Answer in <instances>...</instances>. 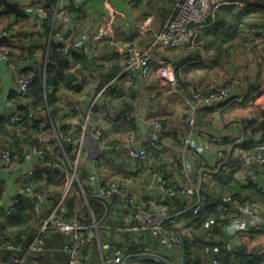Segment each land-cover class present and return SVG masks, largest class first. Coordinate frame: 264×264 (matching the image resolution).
Instances as JSON below:
<instances>
[{"label": "crops", "instance_id": "0c3cea01", "mask_svg": "<svg viewBox=\"0 0 264 264\" xmlns=\"http://www.w3.org/2000/svg\"><path fill=\"white\" fill-rule=\"evenodd\" d=\"M9 1L18 2L20 10L16 13L5 11L0 0V33H6L9 40L3 44L11 50L9 60L0 61V116L16 111L17 101L14 100L13 93L17 89V77L35 75L38 61L41 58H47L52 38L71 48L70 52H76L73 45L82 44L90 47L89 55L92 61L90 60L87 68H82L80 64L73 66V69L79 72L84 70L74 83L80 89L62 88L59 93L60 100L49 110L55 112L50 128L40 134V141L48 147H50L51 139L57 136V129H64L67 136L77 137L78 126L81 125L79 120L84 117L90 103L97 98L96 113L91 117L90 124L95 130L102 131L103 138H96L93 131L81 130L77 140V145L81 142V154L75 172L77 182L85 181L91 194L99 198V203H103V211L102 215L96 218L85 195L83 203L88 212H82V205L75 210V214L78 212L79 220L87 221V217L90 216V220H95L100 226V234L93 248L82 251L81 264H102V254L104 257L108 256L103 247L106 244L111 246V243L122 249L125 259L123 264H139L140 256L166 261L168 252L148 234L134 235L130 232H118L116 228L109 230V227L114 225L116 227L122 222L130 221L132 204L136 200L146 201L149 197L163 199L171 204L173 212L190 206L189 200L171 201L162 197L156 190L157 181L161 177L167 178L174 184L186 182L185 170L179 161L180 145L178 144L187 130L188 110L184 97L189 94V82H194L201 89L210 90L226 81H239V86L233 92V99L229 103L215 104L199 110L187 169L194 183L200 186V182L207 179L204 173L212 174L223 167L231 168L234 164L233 156L238 158L245 151L243 142L250 138L254 141L259 140L261 131L258 130L264 114V40L251 34L243 47L230 51L205 50L199 44L188 51H177L160 46L152 51L155 60L153 71L149 77L144 78L140 75L139 66H135L132 70L127 69L129 55L127 48L132 45L146 48L151 43L155 33L166 22L174 0H113L114 5L125 11L127 15L116 21L111 34L112 41L108 36L97 42L94 40L97 27L103 21L109 20L101 0H57L55 13L50 20L38 15L35 8L39 6H32L29 0ZM79 7L81 10L77 12ZM70 8L75 10L70 12ZM65 12L73 15L72 25L68 27L64 23ZM22 13L26 14V19H21ZM147 17H153L148 26L145 25ZM207 27L201 34L203 39H209L215 35L211 24ZM57 31L62 33L59 39L55 37ZM67 32L68 37L65 38ZM29 48H31L30 51H28ZM29 53L32 56L28 57ZM164 61L178 70L182 77L180 87L171 89L160 78L158 71ZM114 64L120 69L106 86L113 84L118 86L119 90L115 94L116 103L110 106V112L122 115L124 110L130 109L134 120L129 127L114 125L109 120L108 114L102 107L106 86L97 91L101 72L108 71ZM123 73H127L129 77L119 80ZM50 112L42 117L50 118ZM153 119L161 120L165 137L155 150L151 149L152 155L144 161L134 163L128 158L127 153L111 149L114 143L131 132L136 138V146L146 144ZM256 130L258 132L252 134ZM173 134L177 135V141L171 137ZM213 136L234 138L233 143L223 147L229 149L225 154V160L217 155L218 146L209 142L210 137ZM237 139L245 140L237 143ZM64 140L68 141L67 144L62 142L65 146L70 144L68 139ZM24 152L23 159L15 155L12 165L0 171V193L5 205L9 204L11 198L23 189L22 184L28 179L29 171L36 169L40 163L38 155L30 151V146H24ZM96 161L97 164H95ZM196 166L200 168L197 169ZM60 170H65L64 164ZM196 173L199 174L196 175ZM72 174L73 168L69 170L68 181ZM257 175L264 194V166L258 169ZM236 178L242 185H247V178L242 170L237 171ZM112 180L119 181L128 188L129 199H122L118 195L106 200L100 197V187ZM259 202L264 204V201ZM55 205H52L51 201L44 210ZM61 205L60 211L64 215L63 203ZM235 212L236 210H233L232 214L234 215ZM250 216L246 215V221H250ZM255 221L259 222L251 216V222ZM231 232L226 226H220V230L213 237L219 240H234L235 245L242 251L264 252V235L250 240L249 234L248 236L232 235ZM137 248H140V251ZM48 252L50 264H61L58 257L53 255V246L48 248ZM132 256L135 258L131 261ZM182 261L183 258L173 259L172 263L181 264Z\"/></svg>", "mask_w": 264, "mask_h": 264}, {"label": "built area", "instance_id": "2783aa9c", "mask_svg": "<svg viewBox=\"0 0 264 264\" xmlns=\"http://www.w3.org/2000/svg\"><path fill=\"white\" fill-rule=\"evenodd\" d=\"M255 0H174L169 16L160 28L155 33L153 40L146 48H139L135 45L128 47L127 69L132 70L135 66L141 67L140 75L147 78L153 71L154 58L152 51L161 47L169 49H188L193 46L198 29L207 25L214 11L224 5L235 4L242 7L245 2H254ZM103 7L107 10L109 20L103 21L96 30L94 40H100L107 35H111L115 28V23L118 19L125 18V11L117 8L113 0H101ZM35 12L41 17H47L44 6L35 8ZM64 23L68 27L72 25L73 15L65 12L63 15ZM153 17L145 19V25H150ZM6 33H0V37ZM62 36L61 31L55 34L56 39ZM55 40V39H54ZM76 52H85L89 54L90 47L87 45H73ZM68 49V48H67ZM10 49L7 45L0 42V61L7 62L9 60ZM47 58H41L37 63V68L45 69ZM159 76L164 80L166 85L171 89L177 88L176 76L174 68L169 62H162L159 68ZM31 75H19L17 77V91L19 99L27 106L28 116H33L32 99L28 96L29 85L32 80ZM239 86L238 80H230L215 87L214 89H201L194 82H189V94L184 97V103L188 110L187 130L180 139L179 161L182 168L185 170L184 184L171 183L167 178L161 177L156 184L158 193L168 200H189V207L180 211L173 212L171 204L163 199L149 197L146 201L136 200L132 204V219L118 224L116 227L111 226L109 230L118 232H130L134 235L148 234L160 246H162L172 260H180L184 258V252L181 245V237L173 232L174 227L183 225L190 216H197L206 206L205 199L201 196V189L193 182L188 169V157L191 153L192 138L195 133V124L199 110L202 108L211 107L215 104H227L233 99V92ZM97 98L94 99L87 110L85 111L81 122V130L83 132L90 130L94 132L96 138H103V133L100 130H95L91 126V117L96 113ZM45 114V113H43ZM10 116L11 122H18L21 117L13 113ZM117 114L109 113L112 120L117 119ZM133 116L129 110H124L121 117ZM164 133V126L161 120L153 119L151 122V133L146 144L136 146V138L131 132L125 138L117 141L111 146L113 150H121L128 154V158L134 163L144 161L148 158L153 150H155L161 141V136ZM245 139H243L244 141ZM234 138H225L223 136L210 137V143L218 146L217 155L225 160L223 147L228 143H233ZM237 143L243 142L241 139L236 140ZM78 141H76L77 144ZM62 146V145H61ZM153 149V150H151ZM30 151L38 155L40 163L37 168L45 167L46 162L44 154L36 146H30ZM81 154V142L76 146V153L73 166V174L71 182L76 177V166ZM200 155V154H199ZM197 158L201 159L200 156ZM227 164L229 160L226 161ZM13 163V156L10 150L0 152V171L8 169ZM97 164V161L95 162ZM55 170L59 167L53 164ZM234 166L240 167L245 173L247 183L257 185L258 190H262L258 181V169L264 166V144L256 143L254 147L246 153L241 154L231 168L227 167V171ZM36 168V169H37ZM29 171L28 176H32L34 171ZM202 180V185H203ZM70 187V186H69ZM67 187V188H69ZM18 195L24 196L32 201L33 209L40 212L51 203V193L49 191H34L29 187L21 189L16 195L11 198L9 204L5 205L0 193V207L5 209L6 214H11L14 205L18 202ZM99 195L104 200L118 195L122 199H129L130 193L126 186L116 180L109 181L102 185L99 189ZM63 197L58 200L54 207L49 208V214L41 220L37 232L33 235L32 240L24 246L15 244L12 241L1 235L0 233V264H37L34 259L40 254L48 251L46 240L51 236V228L58 229L65 237L62 245V251L67 256V264H81L82 251L84 249H92L95 245V240L100 234V226L93 220L91 225L85 227L76 219V217L64 218L60 211ZM236 210L234 215L232 211ZM219 222L211 218L204 223L205 228H211L213 225L226 226L232 232V235L244 234L248 236L251 230L260 229L264 226V204L255 200L241 201L231 195H225L222 198L221 204L218 206ZM258 221L251 222V216ZM246 215L250 216V221H246ZM263 215V219H262ZM51 225V226H50ZM219 226V227H220ZM15 234L12 233V236ZM24 238V235L21 236ZM214 245L208 246L205 249L206 253H213L214 257L208 261V264H246V262L255 258L264 259V252L245 250L242 259L236 257L237 248L234 240H219L213 237ZM109 244L104 245L103 249L108 250ZM140 251V248H137ZM4 251L2 254L1 252ZM125 262L123 251L119 247H114L112 252L104 257L102 254V264H123ZM181 262V261H180ZM185 262V260H184ZM182 261L181 264H184ZM179 264V263H178ZM261 264H264L262 262Z\"/></svg>", "mask_w": 264, "mask_h": 264}, {"label": "trees", "instance_id": "16d2710c", "mask_svg": "<svg viewBox=\"0 0 264 264\" xmlns=\"http://www.w3.org/2000/svg\"><path fill=\"white\" fill-rule=\"evenodd\" d=\"M32 6H44L47 13L46 20L53 18L55 13L57 0H29ZM75 8H70V12ZM81 7L76 11H80ZM82 14V12H81ZM21 19H26V14L20 15ZM208 24H211L213 35L212 38H201L202 32L206 31ZM251 34L264 40V0H255L254 2H245L242 7H238L235 4L224 5L217 8L210 17L207 25L198 29L193 46L188 49H172L177 51H188L194 46H201L202 49H214L215 51H230L231 48L235 49V40L238 39L237 46L243 47L245 42L250 39ZM110 36L112 41L113 36ZM104 37V38H105ZM103 39V38H102ZM101 40V39H100ZM99 40H96V42ZM68 48V49H67ZM128 49V48H127ZM31 48L28 49L30 51ZM72 50L66 47L64 43L59 40L50 41L47 54V62L45 69H38V78L32 77L31 83L28 89V96L32 99L33 116H28L27 106L19 99V93L16 90L13 93L14 100L17 101V108L14 113L21 117L18 122H11L10 116H0V152L3 150H10L13 156L23 159L25 157L24 146H36L44 154L46 162L45 167L37 168L32 176L28 177L22 184L23 188L29 187L34 191H49L51 193L52 205H55L58 200L63 197L64 218L77 217L75 210L82 205V212L87 213L88 210L83 203L84 195L87 198L88 204L93 208L95 217L98 218L103 211V203H99V198L94 197L85 181H73L69 188H67V181L69 170L74 166V159L76 153L75 142L79 139L81 131L80 125L78 126L77 137L67 136L64 133V129H57V136L51 139L50 147L40 141V134L47 128H50L51 119H54V111H49L52 106H55L60 100L59 93L62 88L77 89L78 86L74 85L78 79V75L84 72L73 69L75 64H80L82 68H87L90 63V55L85 52H70ZM11 56V52L9 54ZM32 56L29 53L30 57ZM21 59V57H19ZM92 61V60H91ZM104 67V65H103ZM114 68V69H112ZM108 71H102L100 74V84L97 87V91L104 88L117 74L119 67L114 64ZM176 76L177 87L182 85V77L177 69H174ZM129 77L126 73H123L119 77V80ZM80 89V88H78ZM118 86L110 84L105 87L103 92V109L108 114L109 120L114 125H126L129 127L134 120V116L121 117V114L117 116L116 120H112L109 117L110 106H113L115 101V94L118 91ZM50 112V118L44 119L43 115H48ZM131 114L132 111L129 109ZM45 113V114H43ZM13 114V113H12ZM83 118L79 120L81 123ZM258 131H261L259 140L254 141L253 138L245 140L243 142V153L249 152L256 143L264 144V114L261 122V127ZM257 130L252 132H258ZM165 134L161 136V141L164 139ZM174 140L177 141V135H171ZM64 139H68L70 144L65 146L62 142ZM62 145V146H61ZM180 145V143L178 144ZM229 149L223 148L224 154H227ZM241 153V154H243ZM152 155V154H151ZM238 158L233 156V163ZM100 163V159L98 160ZM53 164L58 165L60 170L62 164H64L65 170L55 171ZM199 164V163H197ZM99 165V164H98ZM196 168H200L196 166ZM241 170L240 167L234 166L231 170L227 171L225 167L220 169L217 173H204V179L201 196L206 201V206L201 210L197 216H190L188 221L179 227H174L173 232L181 237V245L184 252V264H208V261L214 257L213 253H206L205 249L208 246L214 245L213 236L220 230V225L215 224L211 228H205L204 223L211 218L216 219L219 222L218 206L222 202V198L225 195H231L237 199L264 201V194L257 189V185L247 183L242 185L236 178L237 171ZM199 173H196L198 175ZM195 175V174H194ZM193 175V176H194ZM249 191V192H248ZM18 202L14 205V209L11 214H6L5 209L0 207V233L8 241H12L15 244H23L26 246L33 238V235L37 232L41 220H44L48 214L49 209L36 212L33 209L32 201L24 198L22 195H18ZM62 206V205H61ZM99 211V214H97ZM81 211H79L80 213ZM82 226L91 225L92 221L90 216L87 217V221L79 220ZM51 226V225H50ZM51 228V236L46 240L47 248L54 247L53 255L58 257V261L61 264H67V256L62 251V245L64 241V235L56 228ZM12 233L15 235L12 236ZM24 235V238L21 236ZM264 235V227L262 229H254L249 233V239L254 240L258 236ZM4 251L1 252V254ZM48 253V251H47ZM41 255V256H40ZM35 258L41 259L44 264H50L49 259L45 258L44 254H40ZM50 255V253H49ZM167 255V254H166ZM165 255V256H166ZM141 257V258H140ZM138 257L139 264H173L172 257L167 255L166 261L153 260L144 256ZM236 257L238 260L242 259L243 252L240 248H237ZM134 256L130 257V260H134ZM264 259L255 258L246 262V264H261Z\"/></svg>", "mask_w": 264, "mask_h": 264}, {"label": "water", "instance_id": "95a60500", "mask_svg": "<svg viewBox=\"0 0 264 264\" xmlns=\"http://www.w3.org/2000/svg\"><path fill=\"white\" fill-rule=\"evenodd\" d=\"M1 2L3 4V10H5V11H9L11 13H16V12H18L20 10L19 3L18 2H11L9 0H1ZM67 37H68V32L65 35V38H67ZM8 40L9 39H8V37L6 35H2L0 37V42L1 43L8 42ZM140 69H141V67H140ZM33 77L34 78H38L37 72H35V75ZM63 142L65 144L68 143V141H66V140H64ZM115 157H117V155H115ZM227 160H229V158ZM201 186H202V181L200 182V189H201ZM114 247H115L114 243H111L110 248L107 250V254L108 255L112 252V250L114 249ZM183 262H184V258H183Z\"/></svg>", "mask_w": 264, "mask_h": 264}, {"label": "rangeland", "instance_id": "374dc122", "mask_svg": "<svg viewBox=\"0 0 264 264\" xmlns=\"http://www.w3.org/2000/svg\"><path fill=\"white\" fill-rule=\"evenodd\" d=\"M236 41V43L238 42V39H236L235 40ZM235 43V44H236ZM232 49V48H231ZM239 49V47L237 46V44H236V48H235V50H238ZM235 50H232V51H235ZM75 179L73 180V181H77V177H74ZM72 181V182H73ZM70 182H71V177H69V181H68V183H67V187H69L71 184H70ZM76 217V216H75ZM76 219L79 221V218H78V215H77V217H76ZM80 222V221H79ZM44 255H45V258H50V255H49V252L47 253V252H45L44 253ZM41 256V255H40ZM35 260H36V263L37 264H44L43 263V261H41V259H38V258H34Z\"/></svg>", "mask_w": 264, "mask_h": 264}]
</instances>
